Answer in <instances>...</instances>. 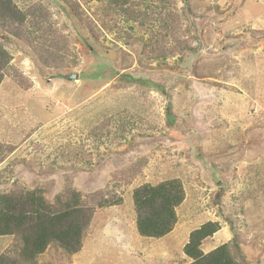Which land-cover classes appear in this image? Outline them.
I'll return each mask as SVG.
<instances>
[{
  "label": "rangeland",
  "instance_id": "obj_1",
  "mask_svg": "<svg viewBox=\"0 0 264 264\" xmlns=\"http://www.w3.org/2000/svg\"><path fill=\"white\" fill-rule=\"evenodd\" d=\"M13 1L0 194L75 191L95 208L78 253L51 244L35 264H189L208 222L221 228L204 254L236 238L245 264H264V0ZM172 179L177 224L140 235L134 190ZM22 246L0 237V255Z\"/></svg>",
  "mask_w": 264,
  "mask_h": 264
},
{
  "label": "trees",
  "instance_id": "obj_2",
  "mask_svg": "<svg viewBox=\"0 0 264 264\" xmlns=\"http://www.w3.org/2000/svg\"><path fill=\"white\" fill-rule=\"evenodd\" d=\"M23 19V13L13 0H0V25L9 27ZM11 60V54L0 43V85ZM184 199L185 190L179 179L158 185L145 184L135 189L133 202L140 235L162 238L171 233L178 221L176 209ZM118 204L119 200L102 199L96 207L101 209ZM94 211V207L83 202L81 193L75 191L59 195L54 203L47 201L39 190L18 189L0 194V237L15 236L23 242L17 256L12 257L10 252L0 255V264H35L37 256L51 244L59 246L68 255L78 253ZM220 228L217 222H208L190 234L184 247V253L192 259L189 264H245L244 253L236 238L231 247L224 244L208 254L200 249L202 242ZM236 254L240 259L234 257Z\"/></svg>",
  "mask_w": 264,
  "mask_h": 264
},
{
  "label": "water",
  "instance_id": "obj_3",
  "mask_svg": "<svg viewBox=\"0 0 264 264\" xmlns=\"http://www.w3.org/2000/svg\"><path fill=\"white\" fill-rule=\"evenodd\" d=\"M71 78H73L74 80H77L79 76L76 74V75L71 76Z\"/></svg>",
  "mask_w": 264,
  "mask_h": 264
}]
</instances>
